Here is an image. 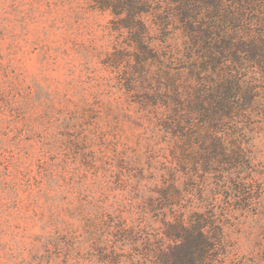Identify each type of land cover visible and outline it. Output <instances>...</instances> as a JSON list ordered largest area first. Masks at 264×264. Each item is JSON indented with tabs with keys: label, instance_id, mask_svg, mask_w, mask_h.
Instances as JSON below:
<instances>
[{
	"label": "rangeland",
	"instance_id": "1",
	"mask_svg": "<svg viewBox=\"0 0 264 264\" xmlns=\"http://www.w3.org/2000/svg\"><path fill=\"white\" fill-rule=\"evenodd\" d=\"M112 20L89 0H0V264H154L167 224L207 211L226 264H264V106L241 180L188 182L143 85L106 65L127 35Z\"/></svg>",
	"mask_w": 264,
	"mask_h": 264
},
{
	"label": "trees",
	"instance_id": "2",
	"mask_svg": "<svg viewBox=\"0 0 264 264\" xmlns=\"http://www.w3.org/2000/svg\"><path fill=\"white\" fill-rule=\"evenodd\" d=\"M89 2L127 34L106 65L130 69L122 78L128 91L143 85V106L153 107L162 129L185 148L188 182L198 172L214 174L217 195L226 180H241L252 119L264 106V0ZM256 68L259 79L249 76ZM166 195L172 201L181 193L173 186ZM164 235L173 245H151L154 264H226L213 211L177 216Z\"/></svg>",
	"mask_w": 264,
	"mask_h": 264
}]
</instances>
